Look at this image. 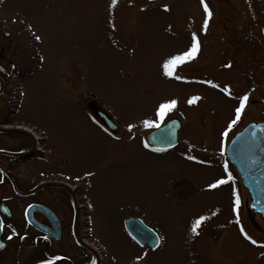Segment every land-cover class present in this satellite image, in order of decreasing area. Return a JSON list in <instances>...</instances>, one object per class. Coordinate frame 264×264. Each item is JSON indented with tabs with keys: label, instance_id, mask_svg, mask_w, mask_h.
<instances>
[{
	"label": "rangeland",
	"instance_id": "374dc122",
	"mask_svg": "<svg viewBox=\"0 0 264 264\" xmlns=\"http://www.w3.org/2000/svg\"><path fill=\"white\" fill-rule=\"evenodd\" d=\"M205 3L212 13L206 32L200 0L0 2L1 62L12 60V88L16 80L20 86L17 94L12 89L19 100L15 122L44 134L62 177L86 181L98 240L117 257H142L148 264H264V218L245 211L250 197L223 155L237 131L264 122V0ZM192 33L200 50L175 69L183 79L163 76L162 62L187 50ZM245 93L241 118L229 129ZM193 96L200 99L190 105ZM89 99L116 123L115 134L88 112ZM169 99L177 106L159 120L156 108ZM172 117L181 124L177 146L151 148L147 135ZM146 119L158 126L145 127ZM218 179L228 182L208 188ZM233 189L240 199L236 211ZM201 215L207 219L194 233ZM128 217L155 233L156 250L127 236L122 221Z\"/></svg>",
	"mask_w": 264,
	"mask_h": 264
},
{
	"label": "flooded vegetation",
	"instance_id": "af4514ba",
	"mask_svg": "<svg viewBox=\"0 0 264 264\" xmlns=\"http://www.w3.org/2000/svg\"><path fill=\"white\" fill-rule=\"evenodd\" d=\"M2 34L8 38L11 33ZM4 51L0 49V264H148L142 257L107 252L98 240L86 181L62 177L44 134L15 122L19 100H13L12 89L17 94L20 86L16 80L12 88V60L2 64Z\"/></svg>",
	"mask_w": 264,
	"mask_h": 264
},
{
	"label": "water",
	"instance_id": "95a60500",
	"mask_svg": "<svg viewBox=\"0 0 264 264\" xmlns=\"http://www.w3.org/2000/svg\"><path fill=\"white\" fill-rule=\"evenodd\" d=\"M93 112L107 129H115L114 124L103 111L95 108ZM179 128L178 120L172 118L149 133L147 140L150 145L158 149L171 148L176 144ZM225 154L252 199L248 210L264 218V122H251L243 127L228 143ZM124 228L140 246L147 245L151 249L157 247L156 235L139 220L126 219Z\"/></svg>",
	"mask_w": 264,
	"mask_h": 264
},
{
	"label": "snow or ice",
	"instance_id": "6c2138e0",
	"mask_svg": "<svg viewBox=\"0 0 264 264\" xmlns=\"http://www.w3.org/2000/svg\"><path fill=\"white\" fill-rule=\"evenodd\" d=\"M112 4L116 3V0H111ZM201 5L203 6V10L205 13V19L203 22V31H207V26H208V21L209 18L211 17L212 13L208 7V5L205 3V0H200ZM164 10L168 11V6L164 5ZM35 39L37 41H39L41 39L40 36L36 35ZM200 50V41L198 39V36L196 33H192L191 34V43L190 46L187 48V50L185 51H181V52H177L174 55H170L167 59H165L162 62L161 68H162V75L168 78H174L176 80H181L183 79V77L176 75L175 74V69L178 68V66L184 65L186 62L192 61L193 59L196 58L198 52ZM225 67H230V65H225ZM203 83H207L209 85H211L212 87H220L219 85L214 84L211 80H207V81H203ZM221 91L224 92L225 94H229V88L228 86H224L223 88H221ZM248 94L245 93L243 96L238 97V103L239 106L235 107L234 112H235V118L233 120H231V122L228 125V128L230 129L233 125H235L237 123V121L240 120L241 118V114H242V110L245 108V104L248 101ZM200 97L198 96H193L191 98H189L187 100L188 104H193L195 101L199 100ZM178 101L176 99H169L166 101L161 102L158 107L156 108V112L155 115L159 120H163L165 115L170 112L172 109H174L177 106ZM144 126L145 127H151V126H158L156 121L153 120H144ZM129 129L131 130V128L133 127L131 124L128 126ZM228 135V130L226 129L223 133L222 136L226 137ZM145 147H147V145H145ZM157 151H159V149H157ZM225 171L227 172V165H225ZM87 175H91L90 173H88ZM228 179H231V175L229 174ZM228 181L225 179H218L215 182L211 183L208 185V188L210 189H215L217 187H219L220 185H223L225 183H227ZM233 194L236 197L235 198V206L233 211H236V209L238 208L239 204H240V199L239 196L236 195V191L235 189H233ZM207 219V217L201 215L199 216L193 223L191 231L196 233L197 232V228L201 225V223L203 221H205ZM240 231L244 234L245 239H248L253 245L257 244V241L255 239H252L250 236L247 235V233H244L243 228L240 229ZM15 232V230L13 229V233ZM12 237L9 236L8 239L10 240ZM23 238V237H21ZM159 239V238H158ZM0 247H3L2 244H0ZM261 255H264V253H262ZM137 259H140V257H137ZM42 264H52L51 260L48 261H44L42 262ZM93 264H95V262H93Z\"/></svg>",
	"mask_w": 264,
	"mask_h": 264
}]
</instances>
